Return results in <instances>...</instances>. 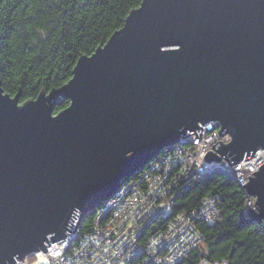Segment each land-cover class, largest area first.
Wrapping results in <instances>:
<instances>
[{
	"label": "water",
	"instance_id": "95a60500",
	"mask_svg": "<svg viewBox=\"0 0 264 264\" xmlns=\"http://www.w3.org/2000/svg\"><path fill=\"white\" fill-rule=\"evenodd\" d=\"M179 45V48H177ZM0 79V264L73 233L137 167L218 120L231 165L264 146V0H143L61 88ZM61 99L69 105L54 113ZM153 158V157H152ZM245 184L264 220V163Z\"/></svg>",
	"mask_w": 264,
	"mask_h": 264
},
{
	"label": "trees",
	"instance_id": "16d2710c",
	"mask_svg": "<svg viewBox=\"0 0 264 264\" xmlns=\"http://www.w3.org/2000/svg\"><path fill=\"white\" fill-rule=\"evenodd\" d=\"M142 1L0 0L3 89L13 96L19 92L20 103H24L62 87L72 78L79 58L104 46ZM68 105L67 99L62 100L54 113ZM179 191L173 215L198 208L204 197L218 198L214 222H195L204 241L182 264H198L201 258L264 264V222L251 219L244 211L249 195L235 178L216 172L193 178L188 188ZM95 218V211L83 216L82 235L92 230Z\"/></svg>",
	"mask_w": 264,
	"mask_h": 264
},
{
	"label": "bare ground",
	"instance_id": "6f19581e",
	"mask_svg": "<svg viewBox=\"0 0 264 264\" xmlns=\"http://www.w3.org/2000/svg\"><path fill=\"white\" fill-rule=\"evenodd\" d=\"M9 95L10 97H15V95L14 96L11 94ZM20 104H23V103H20ZM208 123L211 126L205 127L203 128V130L205 132H208L212 130L213 128H215L216 136L219 135V138L217 139H221L220 142L225 144V142L223 141L225 140L224 137L226 135H229V136L231 135L228 134L226 131H224L223 134L220 133V130L222 129V127L218 120L215 121L217 126L213 125L214 124L213 121H209ZM188 137L189 135L185 137L182 136L174 140L172 144L168 145V147L170 148L169 150H176L177 148H180V149H184L185 151L186 149L184 148L183 145L186 144V139ZM214 144H215V141L212 142L210 146ZM198 145H199L198 142L194 143V146H198ZM243 159H245V157ZM217 161H218L217 159H214L212 163L216 165ZM243 163L242 165L239 164V165L234 166L230 170V172L226 174L229 177H232V175H234V177L232 178L236 177L235 179L236 181L238 179L240 180L239 173H238L240 169H241L240 171H245L246 169V173L251 177L254 176L255 171L259 170L258 168L252 167V164H250L251 167H245ZM145 167L146 165L143 164L139 168H137V170L141 168H145ZM216 168L218 167L215 166L214 170ZM132 178H134V171L128 174L126 177L127 180H130ZM129 184L130 183H127L126 181L123 180L120 186L111 194L110 197H108L105 200H102L101 204H99L97 208L88 212V213H92L95 211V217H96L92 230L89 233L82 235L80 231V223H81L80 222L78 227L73 233H66L65 236L62 237L61 239L57 241H51L50 243H48L47 244L48 251L44 252L43 250L40 249L35 252L28 253L25 256H30L34 254V264H105L100 261L99 262H94L92 260H91L92 262L87 261L84 256V252L90 251L91 253H94L98 256H104L105 252L115 241V233H121L118 235L119 238L128 237V236H131L134 238V241L131 242L128 245V247H126V249L129 251V254H127V258L129 259V261H133V263L136 262V264H159L158 263V260H159V262L162 264H182V262L188 256V254L192 252L193 249L197 248L200 244H202L204 241V235H202L198 229H196L199 235L198 242H192L190 237L187 240H184V238L188 236L186 232L188 230H185V228H183L181 223L177 222L176 228L171 230V224L174 221L170 219L167 221L163 215H156V217L152 219L153 223L151 221H149L148 223H146V221L144 222L143 226L146 227V230H145L141 225H139V222L137 219L141 217L140 214H138L136 210L132 207L142 205L146 208L145 212L151 213V211L147 210L148 204L146 203L147 201L146 197L143 194H135L134 192H132V195L134 197L139 198L141 201L133 200V201L127 202L126 207H124V212H123L124 214H121L122 217H129V219L131 220V223L135 225L134 230H132L131 227H129L126 223H123V224L114 223L112 215L104 214L103 208H105L108 205H111L113 200H115L116 198H119L120 192H121V197L129 196V194H124L122 192V190H125L123 188H126V186H128ZM140 190L141 188L137 187V191H140ZM217 202H218V198L210 199V198L204 197L202 199V204L205 206L206 209H209L211 211ZM167 204L168 203H166V205ZM244 211L248 214V216L251 219H254L251 217L250 215L251 213L247 209H244ZM148 219H151V218H148ZM159 221H163V222H159ZM105 230L110 231L111 236L108 237V235L105 233ZM149 230L150 231L152 230L151 235L148 232ZM154 230H159L162 232V234L168 233L166 235V238H169L170 240L168 242H165L163 239H159L158 238L159 236L158 237L154 236L153 235ZM193 231L194 230H191V234ZM146 235H150L149 237H151L152 240L154 239V241L156 240L157 243H155L154 245L153 244L154 241L151 242L152 244L148 242L149 237H147ZM78 238L83 248L82 254L74 253L75 250H77L76 241ZM120 255H121V258H123L125 256V252L120 251ZM167 256H169L170 259ZM115 259L117 261V264H120V261L117 256ZM220 262L222 263H219V261H212L208 258H201L198 264H217V263L231 264L228 260H221ZM12 264H14V262Z\"/></svg>",
	"mask_w": 264,
	"mask_h": 264
},
{
	"label": "rangeland",
	"instance_id": "374dc122",
	"mask_svg": "<svg viewBox=\"0 0 264 264\" xmlns=\"http://www.w3.org/2000/svg\"><path fill=\"white\" fill-rule=\"evenodd\" d=\"M62 100H64V99H61L60 102H62ZM209 121L215 122L216 120H209ZM209 121L204 123L203 128L210 126L208 123ZM213 133H214V131L205 132L203 130L200 138L196 133L189 134V137L186 139V144L183 145L184 148L186 149L185 151H184V149H180V148H177L176 150H169L170 148L168 146H165L158 153L154 154L152 156L153 158L151 157L149 160H147L145 162V165H146L145 168H141L139 170H137V169L134 170V178H132L130 180H127L126 178L124 179V181H126L127 183H130V184L128 186H126L125 190H122V188H123L122 187L121 188L122 192L124 194H132V192H134L135 194H141V190L137 191V187H140L141 189H143L145 191H150L149 194L154 196V201L151 202L152 205H150L151 211H156V210L152 209V207L154 205H162L163 206L164 203H166V202L170 203L169 208L167 207L165 209V213L167 216L163 215L167 221L169 219L177 221L178 219H175V217L180 215V214H184L187 217H189L190 219L184 218V220L193 222L194 224L196 221L202 220L203 218H201V215L198 214V211L200 210V208H202L203 204L202 205L200 204V206L198 208L189 211V213L182 211V212L177 213L176 215H173L172 205L174 204L175 194L180 192L179 191L180 188H182V189H184L185 187L188 188L189 184L193 178H198V177L202 178L205 175H211V174L216 173V172L226 174V173H229L230 169H232L234 166L242 164L244 161L247 160V159L246 160L242 159L241 161H239L233 165L230 164V162L228 161V159L226 157H221V159L217 161L216 165L214 163H212L214 161V159L207 161L204 158V156H205L206 152L209 150H211L216 156H221V153L216 148H214L213 145H211V146L205 145V140L208 137L212 136ZM217 138H219V135L216 136V139L214 140L215 143L220 142V140H221V139H217ZM198 140L201 141V144H199L198 146H194V143ZM187 142H189V143H187ZM228 143H229V141L225 142V144H228ZM259 149H257L252 154V156L249 158V160H251L253 164H256L258 166V169H260L259 167L264 163V157H261L258 155ZM246 154L244 157H246ZM215 166H217L218 168H216L214 170ZM220 166H223V169H221ZM137 168H139V167H137ZM232 177H234V175H232ZM239 178H240V180L239 179L237 180L238 184H240V186L243 189H245L246 193L249 195V198H248L249 200L247 201V205H246L245 209H247L249 212H250L251 207L254 210H256V208H257L256 198L248 193V191L246 189V185H245L250 180V178L245 179V180L242 179V178H244V172L239 176ZM235 179H236V177H235ZM144 194H148V192L144 193ZM124 207H126V204H124L123 207L121 208L122 211H124ZM215 207H216V204L212 208V211L209 209H206V213L210 214L209 216L214 217L213 215L215 212ZM121 209L119 212L114 211V213H116V215H120ZM169 210H170V213H169ZM155 217H156V215H153V214L145 215L144 217H142L140 219L139 225H141L146 230V227L143 226L144 222L145 221H147V222L151 221L153 223L152 219ZM147 218H151V219H147ZM253 220H259V221L264 222L263 219L260 220V219L254 218ZM205 221H207V220H205ZM195 226H196V224H195ZM193 230L194 231L192 232V234H191V230L186 231L188 236L185 237L184 240H187L190 237L192 242H198L199 241V238H198L199 235H198L196 229H193ZM161 234H162V232L159 230L153 231V235L156 237L160 236ZM192 236H194V237H192ZM152 241H154V239L152 240V238L149 237L148 242L151 243ZM76 246H78L79 249L75 250L74 253L82 254L83 248L81 246L79 238L76 241ZM90 254H91L90 252L84 253V255H85V257H87V259H89ZM219 263H222V262L219 261ZM219 263H217V264H219Z\"/></svg>",
	"mask_w": 264,
	"mask_h": 264
},
{
	"label": "built area",
	"instance_id": "2783aa9c",
	"mask_svg": "<svg viewBox=\"0 0 264 264\" xmlns=\"http://www.w3.org/2000/svg\"><path fill=\"white\" fill-rule=\"evenodd\" d=\"M214 124V126H217L216 125V123L215 122H213ZM211 126V125H210ZM209 126V127H210ZM210 131H214V133H215V128H213L212 130H210ZM225 141V140H224ZM199 143V144H201V141H196L195 143ZM225 142H227V141H225ZM245 163H243V165L245 166V167H251V165L250 164H252V167H254V168H258V166L256 165V164H253L252 163V161L251 160H249V159H247L246 161H244ZM242 165V164H241ZM217 167V166H216ZM221 168H223V166H220ZM253 169V168H252ZM231 170V169H230ZM244 172V178H242V179H249L250 177H249V175L246 173V171H238V173H239V176L242 174ZM123 189H126V188H123ZM148 192V194H144V193H147ZM150 193V191H145V190H143V189H141V194H143L145 197H146V199H147V201H146V203L148 204V206H149V208H148V206H147V210H150L151 211V209H150V205H152L151 204V202H153L154 201V196L153 195H151V194H149ZM161 198V197H160ZM133 200H140L139 198H137V197H134L132 194H129V196L128 197H121V192L119 193V198H116L115 200H113L112 201V204L111 205H108V206H106L105 208H103V211H104V214L105 215H112L113 216V222L114 223H116V224H123V223H126L129 227H131V229L132 230H134V226L135 225H133L132 223H131V220L129 219V217H122L121 216V214H124L123 212L124 211H122V207H123V205L124 204H126L127 202H130V201H133ZM141 201V200H140ZM133 203V202H132ZM167 203V202H166ZM166 203H164V205L162 206V205H154L153 207H152V209L153 210H156V211H151V213H148V212H145L146 211V208L144 207V206H142V205H140V206H133L132 208H134L135 210H136V212L138 213V214H140V218H137L138 219V222H140V219L142 218V217H144L145 215H148V214H153V215H164V216H167L166 215V213H165V209L168 207L169 208V206H170V203H168L167 205H166ZM159 204V203H158ZM120 209H121V213H120V215H116V213H114V211H116V212H119L120 211ZM169 213H170V210H169ZM198 214H200L201 215V218H203L204 220H207L208 222H210V223H213V219L212 220H209L208 219V217H209V215L210 214H207L206 213V208H205V206L203 205L202 206V208L198 211ZM197 214V215H198ZM185 216V217H184ZM184 218H187V219H190L189 217H187L186 215H184V214H180V215H178V216H176L175 217V219H178L177 221H174L172 224H171V230L172 229H174L175 227H176V224H177V222H179V223H181L182 224V226H183V228H185V230H193V229H197L196 228V226H195V224L193 223V222H190V221H185L184 220ZM148 219V218H147ZM96 221H97V219H96ZM146 223H148L147 221H146ZM193 223V224H192ZM194 225V226H193ZM105 233L108 235V237H109V235L111 236V232L110 231H108V230H105ZM119 234H121V233H115V241H114V243L108 248V250L105 252V254H104V256H98V255H96V254H94V253H91L90 251H88V252H90L91 254L89 255V259H87V257H85V259L87 260V261H94V262H103V263H105V264H117V261H116V256L118 257V259H119V261H120V264H133V261H129V259L127 258V254H129V251L126 249V247H128V245L131 243V242H133L134 241V238L133 237H131V236H128V237H123V238H119L118 237V235ZM168 233H165V234H161L158 238L159 239H163L165 242H168L170 239L169 238H166V235H167ZM172 240V239H171ZM155 243H157V241L155 240L154 242H153V244L155 245ZM153 245V246H154ZM77 249H79V247L77 246ZM120 251H123V252H125V256L123 257V258H121V255H120ZM88 252H84V253H88ZM85 256V255H84ZM94 257V258H93ZM169 259H170V257L169 256H167ZM91 261V262H92ZM158 263L159 264H162V263H160L159 262V260H158Z\"/></svg>",
	"mask_w": 264,
	"mask_h": 264
},
{
	"label": "clouds",
	"instance_id": "9594fccd",
	"mask_svg": "<svg viewBox=\"0 0 264 264\" xmlns=\"http://www.w3.org/2000/svg\"><path fill=\"white\" fill-rule=\"evenodd\" d=\"M177 48H179V45H177ZM215 139H216V134L213 133L212 137H208L205 140V145L206 146L210 145L212 142H214ZM224 139H225V141H229L230 142L231 141V136L226 135L224 137ZM258 155L261 156V157H264V146H260ZM245 171H246V169H245ZM208 219L212 220V219H214V217L209 216ZM12 259L14 261V264H34V254L30 255V256H23L22 258H18V255H14L12 257ZM5 264H7V261H5Z\"/></svg>",
	"mask_w": 264,
	"mask_h": 264
}]
</instances>
